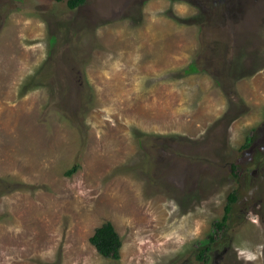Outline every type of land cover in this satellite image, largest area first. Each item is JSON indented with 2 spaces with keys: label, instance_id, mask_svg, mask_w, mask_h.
Listing matches in <instances>:
<instances>
[{
  "label": "rangeland",
  "instance_id": "1",
  "mask_svg": "<svg viewBox=\"0 0 264 264\" xmlns=\"http://www.w3.org/2000/svg\"><path fill=\"white\" fill-rule=\"evenodd\" d=\"M232 191L264 264V0H0V264H195Z\"/></svg>",
  "mask_w": 264,
  "mask_h": 264
},
{
  "label": "trees",
  "instance_id": "2",
  "mask_svg": "<svg viewBox=\"0 0 264 264\" xmlns=\"http://www.w3.org/2000/svg\"><path fill=\"white\" fill-rule=\"evenodd\" d=\"M56 1H65L69 9H75L81 6L85 0H56ZM197 67L194 63L189 65V68L186 71H193ZM249 144L250 141H247ZM246 144V145H247ZM77 168V164L72 167L71 170L67 171V174H71L73 170ZM235 166H233V169ZM5 181V180H2ZM18 186H15V188ZM237 200L236 191H232L228 194L227 200L224 206V211L221 218L216 219L213 222V229L208 234V236L199 241V247L195 254L197 262L195 264H206L209 257V252L211 251L212 245L219 241L221 235L220 232L227 226V222L231 216L232 206ZM90 243L95 247L99 254L104 257L111 259H119L120 257V248L122 245L121 238L117 231L115 230L113 224L106 220L101 225L94 229L93 234L89 237Z\"/></svg>",
  "mask_w": 264,
  "mask_h": 264
}]
</instances>
